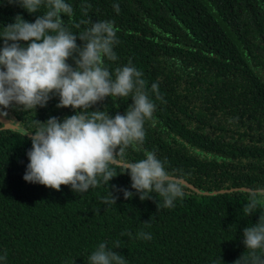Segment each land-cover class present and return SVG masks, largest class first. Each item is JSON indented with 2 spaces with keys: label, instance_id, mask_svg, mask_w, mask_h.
<instances>
[{
  "label": "trees",
  "instance_id": "1",
  "mask_svg": "<svg viewBox=\"0 0 264 264\" xmlns=\"http://www.w3.org/2000/svg\"><path fill=\"white\" fill-rule=\"evenodd\" d=\"M65 2L73 14L62 19L74 34L92 22L114 23L117 59L105 58V65L114 78L115 68L131 61L155 104L143 144L129 147L124 159L154 152L166 171L181 177L185 194L174 207L158 209L163 198L152 193L154 199L141 201L123 167L85 193L29 183L23 178L32 147L27 133L37 120H63L81 110L58 108V96L36 111L6 109L8 116H0V257L6 259L0 264H89L101 242L126 264H235L249 256L243 230L264 212V205L252 216L244 212L249 192L264 188V0ZM44 11L29 14L0 0V33L18 14L35 22ZM131 103V96L108 97L93 110L124 115ZM117 189L133 197L126 200ZM110 191L116 204L103 203ZM140 232L152 238H138ZM256 255L264 260V249Z\"/></svg>",
  "mask_w": 264,
  "mask_h": 264
},
{
  "label": "clouds",
  "instance_id": "2",
  "mask_svg": "<svg viewBox=\"0 0 264 264\" xmlns=\"http://www.w3.org/2000/svg\"><path fill=\"white\" fill-rule=\"evenodd\" d=\"M19 4L29 14H37L35 22L22 15L15 22L3 26L0 33V116L7 117L6 109L21 111L45 107L53 96L59 97L58 108L81 110L63 120L51 117L41 122L30 135L32 147L28 151L29 164L24 180L44 185L56 191L70 186L75 193H85L109 183L118 174L116 167H123L131 178V188L141 201L154 199L152 193L163 198L158 209L174 207V201L184 196L181 177L166 171L164 162L151 151H145L143 159L126 161V150L145 140V122L153 119L155 104L145 91L142 72L131 61L116 67L113 73L105 65L115 61L114 45L117 29L111 21H96L79 33H72L65 25L62 14L69 17L73 8L65 0H8ZM119 11V5H114ZM81 23H86L81 21ZM77 28L79 24L75 25ZM83 41L78 45L77 40ZM25 42V43H21ZM74 61V66L69 64ZM157 84L152 85L156 91ZM131 96L132 103L126 114L112 116L106 110L93 107L108 97ZM19 126L20 123L13 122ZM115 187V186H112ZM124 198L131 199L133 192L117 189ZM118 197L110 191L103 203L116 204ZM264 205V188L249 192L244 206L246 215ZM148 223V222H145ZM122 235L132 236L131 232ZM138 238L150 240L149 233L140 232ZM243 243L248 250L251 264H264L256 250L264 249V212L259 222L243 230ZM114 248H120L119 241ZM249 256H243L235 264H248ZM0 259H6L0 257ZM89 264H126L123 255L101 242L88 257Z\"/></svg>",
  "mask_w": 264,
  "mask_h": 264
}]
</instances>
